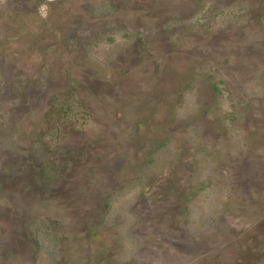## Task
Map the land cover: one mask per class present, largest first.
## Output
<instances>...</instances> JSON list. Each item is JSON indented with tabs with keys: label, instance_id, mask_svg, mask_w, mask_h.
<instances>
[{
	"label": "rangeland",
	"instance_id": "obj_1",
	"mask_svg": "<svg viewBox=\"0 0 264 264\" xmlns=\"http://www.w3.org/2000/svg\"><path fill=\"white\" fill-rule=\"evenodd\" d=\"M0 264H264V0H0Z\"/></svg>",
	"mask_w": 264,
	"mask_h": 264
}]
</instances>
